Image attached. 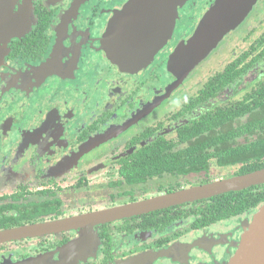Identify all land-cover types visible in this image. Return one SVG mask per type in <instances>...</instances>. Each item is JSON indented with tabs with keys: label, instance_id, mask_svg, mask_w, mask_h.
Listing matches in <instances>:
<instances>
[{
	"label": "flooded vegetation",
	"instance_id": "obj_1",
	"mask_svg": "<svg viewBox=\"0 0 264 264\" xmlns=\"http://www.w3.org/2000/svg\"><path fill=\"white\" fill-rule=\"evenodd\" d=\"M128 1L0 0V264H228L264 203V183L166 200L264 169V0L180 82L216 0L135 71L106 42Z\"/></svg>",
	"mask_w": 264,
	"mask_h": 264
},
{
	"label": "water",
	"instance_id": "obj_2",
	"mask_svg": "<svg viewBox=\"0 0 264 264\" xmlns=\"http://www.w3.org/2000/svg\"><path fill=\"white\" fill-rule=\"evenodd\" d=\"M185 1L129 0L115 14L106 36L108 52L110 48L115 63L122 69L135 71L150 62L172 34L178 9ZM257 1L216 0L193 36L178 46L168 62L169 71L175 74L179 82L202 62L228 33L244 21ZM263 183L264 169L178 193L166 200L174 203L199 200ZM159 203L162 202L147 203L142 205V208L158 206ZM132 210H136V207ZM14 233L15 231L0 233V240L8 239ZM228 264H264V203L247 226L238 249Z\"/></svg>",
	"mask_w": 264,
	"mask_h": 264
},
{
	"label": "rangeland",
	"instance_id": "obj_3",
	"mask_svg": "<svg viewBox=\"0 0 264 264\" xmlns=\"http://www.w3.org/2000/svg\"><path fill=\"white\" fill-rule=\"evenodd\" d=\"M210 69H212V68H210ZM204 70H207V71H208L209 69H206V68H205ZM189 86H190V84H188V85L186 86V88H188Z\"/></svg>",
	"mask_w": 264,
	"mask_h": 264
},
{
	"label": "trees",
	"instance_id": "obj_4",
	"mask_svg": "<svg viewBox=\"0 0 264 264\" xmlns=\"http://www.w3.org/2000/svg\"><path fill=\"white\" fill-rule=\"evenodd\" d=\"M262 202H263V200H262ZM260 203H261V202H260ZM260 207H261V206H260ZM260 207H259V208H260ZM259 208H258V209H259Z\"/></svg>",
	"mask_w": 264,
	"mask_h": 264
}]
</instances>
